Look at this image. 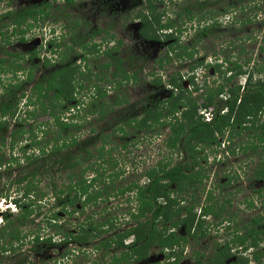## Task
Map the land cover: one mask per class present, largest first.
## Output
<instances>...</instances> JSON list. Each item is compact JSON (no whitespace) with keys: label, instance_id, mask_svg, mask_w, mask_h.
<instances>
[{"label":"trees","instance_id":"obj_1","mask_svg":"<svg viewBox=\"0 0 264 264\" xmlns=\"http://www.w3.org/2000/svg\"><path fill=\"white\" fill-rule=\"evenodd\" d=\"M154 1L147 0L148 6L138 13L142 21V29L139 31V34L144 39L160 40L163 33H165V39L169 40V38L175 37L174 33H170L171 29L175 30L177 28V32L182 31V25L185 22L180 23V21H183L186 6L182 7L183 10L181 9L179 17L180 21H178L167 15L169 8L159 10ZM157 1L166 2L165 0ZM228 1H232L229 5L227 4L230 8L237 3L243 5L244 0ZM75 2V0H64L66 7L75 6ZM227 2L224 0L223 4L225 5ZM51 6L49 2H44L40 6L30 5L16 11H8L2 15L1 21L3 25L1 28L8 27L6 22L8 18L12 24V34L14 36L18 34L24 35L32 30L35 25H38L37 23L40 20L43 21L51 17ZM225 12L228 13L229 10ZM247 22H252V19L247 18L242 21V24H246ZM74 24L75 26L78 25V23ZM216 25L214 24L213 26L215 27ZM73 34L74 37L77 36L76 32ZM0 35L3 36L4 45H8L11 35L7 34L6 30H0ZM20 41L25 42V39L21 37ZM96 47V44L92 46L84 44L82 46L84 51L82 59L85 61V68H88L87 73L83 72L80 66L71 62H62L60 66L48 69L40 78H36L33 71L34 69H38V66L33 65L27 68L29 69L27 79L21 80L17 77V73L22 68L20 61L25 60V54H12L8 52L9 55L14 56L15 61H19L18 65L12 62L8 68L4 66L6 59L0 60V74L10 71L13 74L11 81L7 85L2 83L5 98H0V148L2 149L6 145L7 136L5 133L8 130L10 131L11 119L17 117L15 119V128L9 134L10 137H13L9 148L14 151V148H16L15 144L20 142L29 133L31 147L39 150V154L35 156L34 153L27 154V148H23V159L16 157L14 153L10 155V158L6 159L5 153H0V171L6 165L9 167L4 170L5 172L13 165L18 167L33 166L32 170L15 181L18 185L24 184L22 185L23 191L21 196L13 199L14 204L20 211L18 213H2L1 219L4 225H0V257H8V254L12 252L15 254L20 249L19 247V249L14 248L13 244L14 242L18 243L21 241L23 234L21 228L25 227L29 221H32L30 217L34 213L31 201L26 203L23 199L28 198L29 200L30 198H35V196L40 198L46 196L48 194L46 192L48 191H37L41 180L40 176H47L55 168L58 173L57 175H59L57 178H61V185L58 186V180L52 176V180L48 183V188H51L53 192V196L51 197L55 199V203H58L56 205L63 207L65 212L67 211L66 213L70 215L76 211V204L78 202L81 204L83 213L87 207L93 208L99 201H108L111 194L116 197H124L126 194L130 195L131 193L136 194L134 199L139 205L137 213H133L131 207L127 209V214L131 218L130 223L135 226L124 229V231H115L116 224L113 219L106 218L104 219L105 221H102L101 219H93L92 216H86L87 220L79 224L77 235L68 231L64 234L62 233L66 243L72 242L84 247H88L93 243L96 250L103 252L99 262L107 254L112 253L110 264H131L130 259L136 256L138 259H143L154 247H159L164 251L165 248L172 249L174 246L185 244L188 241V237L198 239L208 235V226L205 225V218L214 215L218 216L217 209L212 201L214 199V192H209V203L202 205V214L199 218H197L195 204L185 208L180 205L183 192L192 191L196 189L198 184H203L205 177L201 170H195V168L200 165L199 159H203L204 161L207 159L206 155H201L204 154L203 151L206 148L219 146L226 132H230L232 138L240 136L246 131H252L250 145H246L248 144L246 143L244 150H256L258 151L256 154H258V149L261 147L263 151L262 157L264 156V80L259 78L255 80L254 74L243 70L241 63L228 61V63L233 65L232 67H227L226 71L220 69V65H215L217 71H220L222 74L224 73L222 84L218 87L206 86L198 98H194L193 93L202 89L197 86L198 84L195 82L193 75L188 79L193 86L191 90L184 87L183 82L186 78L183 75L179 73L172 75L168 81L170 87L173 89L171 97L149 108L144 105L142 113L140 112V117H136L138 114L135 111L128 114L124 110H114V106L122 105L127 101L121 95L123 93L121 91L123 82L119 79L116 80V78L121 76L122 79H127L130 82L131 79L137 80V73L134 72L133 75H129V70L126 72L121 67L120 63L122 62L114 60L112 63L96 64V68L101 69L104 75L115 65V69L111 72V79L104 77L103 74L99 77L98 73L91 70L89 63H86L87 58L98 54L99 49ZM68 48L71 50L73 47L70 46ZM179 48L181 49V52L177 53L179 58L185 54L193 57V53H187L183 45ZM263 51L264 47H262ZM106 53L108 54V52ZM38 54L36 51L30 53L32 57ZM165 58V60L164 58H160L157 61L161 67L165 62H172L170 53L167 52ZM201 64L200 60L196 61L195 65H190V70L194 71ZM45 67L46 69L49 67V60H46ZM263 69L262 63H257L254 67V73H262ZM227 71H234V74L228 76ZM236 75H248L246 76L247 82L245 86L239 84L233 87L229 86ZM77 76L82 77L80 79ZM152 76H154L153 73ZM93 77L96 79V82L107 80L109 89L116 92L113 95L112 102L106 101V98L108 95L112 96L113 93H110L111 91L106 88L107 86L102 89L95 82L92 85ZM80 80L81 82L78 83ZM1 81L2 78L0 77ZM31 82H34V85L28 91V94L25 84H30ZM152 83L160 86L162 78L155 76ZM85 88L86 94L81 97V91ZM92 89L96 90L95 95L90 94ZM84 98L94 100L91 104H88ZM201 98L204 101L202 104H199V99ZM21 102H23L24 108H20ZM201 106L204 108L213 106L215 108L212 121L206 122L202 120V116L199 115V108ZM223 109H225V112L221 114ZM73 110H75L74 114H72ZM21 111H23L22 114ZM38 111L42 114H49L53 120L52 125L54 124L58 129V133H56L58 136L55 137L53 145L48 141L42 143L34 135L35 133L31 135L34 132V130H31L32 125H29L31 126L29 129L26 128L29 120L37 117ZM115 112L118 114L125 113L127 117H132H129L126 121H122L125 127L119 120H116L115 126L109 125L111 128L110 133H102L95 137L101 142V146L96 149L98 154L96 161L98 162V160L103 159L104 163H99L98 168L95 169L98 175L95 178L88 179L86 173L92 169V166L88 165L85 168H81V166L82 163L94 158L92 151L86 147L87 145L96 144L95 141L97 140L93 141L95 138L91 136L84 141H80V136L77 134L79 131L77 130L84 128L86 123H88L87 119L94 113L100 115L101 118L107 119L113 115L117 116L118 114ZM68 113L71 115L67 116ZM127 126L139 132L152 133L156 131L158 134H160L159 131L161 129L167 128L169 134L165 140L166 147L171 151H184L187 154L185 158H189L190 161L185 159L184 161H177L173 165L172 158H166L159 161L156 165L147 168L142 173L141 176L146 178L145 184L141 185L140 179L131 180L127 184L123 182L117 184L124 171L107 174V172L115 171L119 164L116 161L117 159L112 155V151L114 152L116 148L111 147L106 150V147L107 145L110 146L111 141H109V137L111 135L116 133L127 136ZM43 132L45 135L52 131H50L49 127L47 130L43 129ZM91 132H96V129L92 128ZM52 133L54 134V132ZM122 146L126 148L127 143ZM80 152H84L85 157H80ZM24 162H26L25 165H23ZM104 165L107 167L104 168ZM41 169L43 170L40 171ZM253 172L255 178L264 180V158L261 159L260 167ZM63 174L66 175V178L62 177ZM1 178L2 173L0 172V180ZM232 179L234 178L229 177V181ZM171 186L173 187L171 188ZM0 197L9 198L8 195H4L1 192ZM190 198L192 200L194 196ZM126 202L127 204H131L133 199L128 197ZM225 203L230 204L231 199H226ZM246 204L248 207L252 206L253 200H248ZM68 207L75 209L71 211ZM51 218L58 220L59 216L57 213H54ZM263 220L264 216L258 215L252 219L250 224L246 225L244 230L236 228L235 237L222 244L218 243L213 256L204 264H249L250 261L255 262V264H264V250L260 249V246L264 244ZM53 226L61 231L64 225L53 223ZM180 227H184L187 236L178 235L175 232V229ZM242 230L245 232L244 235L240 233ZM110 231H113L114 234L108 235ZM25 236L27 234H23V237ZM131 236H134L133 242L126 245L125 239ZM31 242L33 243L32 250L37 247L42 248L44 243L47 246L53 244L52 237L40 240L39 233L34 235ZM237 248H240V251ZM249 250L251 260L249 256L244 257L242 255ZM39 252L41 251L38 250L37 253ZM234 256L236 260L228 262ZM176 257L178 262V259L182 257V252L177 253Z\"/></svg>","mask_w":264,"mask_h":264},{"label":"rangeland","instance_id":"obj_2","mask_svg":"<svg viewBox=\"0 0 264 264\" xmlns=\"http://www.w3.org/2000/svg\"><path fill=\"white\" fill-rule=\"evenodd\" d=\"M41 0H9V6H7V0H0V14L5 11V8L11 7L13 10L19 9L20 7H24L26 5H29L33 2H37ZM52 6V13L51 17H48L46 20H40V27L37 25L35 28L32 29V31H28L25 33V35L18 34L13 37L12 44L10 45H4L3 40L0 37V58H6V62L4 66L7 68L10 66L12 62L14 64L18 65L19 61H15L14 56L5 55V51H9L12 54L20 53L25 54L29 50L37 49V52L39 53L37 56L32 57L25 56L24 61H20L22 64L21 70L17 73V77L19 79H27V73L29 72V69L33 65H37L38 69H34L35 77H39L40 70V63L37 59H43L44 53V45H46V48H49L50 45L46 40H51L52 36L49 33L50 27H55L54 30L58 31V28H60L61 23L64 24L62 17L69 15L73 21L78 20L80 25V32L82 35H88L91 33L93 29H95V23L94 19H92V13H94L100 5L101 7H108L109 11L111 9H114L113 12H118L115 16H109L107 15V20H113L116 22V25L121 26L122 28L119 29L118 26L114 30L117 32L118 37L123 38L127 45L132 46L131 49H127L126 52L121 53V57H125L128 55H134V53H137L138 56H140V62L138 65H140L143 69L141 73H137V80H130L131 82L128 83V86L123 87L121 91L123 93L122 97H125L127 101H125L122 105H115L114 110L121 111L124 110L125 113H133L134 111L138 114L136 117H140V112L142 113V103L144 104L145 97L150 98L151 101H162L163 99H167L169 96V86L162 87V86H156L152 83L154 80V76H151L153 74H157L159 76H162L164 81H168V79L174 75L179 73L180 75H183L186 80L189 79V77L194 73L195 71H191L188 69V65H191L186 60H176L172 62H165L164 65L161 67L160 64H158V58H165V51L164 47L165 44L159 43V42H145L138 38V29L133 24L131 25V29H129V23L134 18L132 17V14L139 11L141 8L136 9L134 11H129L130 7L132 6V3L137 2V0H115L117 3L115 5L116 8L113 6H110L111 3H115L114 1L109 3L111 0H75V6L72 7H65L64 0H47ZM139 1V0H138ZM165 5H168V12L173 15V4L168 2V0H165ZM180 1V0H177ZM138 3V2H137ZM232 3V1H228L227 4L229 5ZM227 4H223V8L227 6ZM138 6V4L136 5ZM123 7L125 11H123ZM235 8L232 10L231 13L227 14V17H223L222 24H226V30L225 32H222V36H216L215 41L210 42L212 45L214 44L215 47L210 49L211 54H207L210 57H212V53L218 48H221V45L224 46L223 49L227 47L226 57L227 59H232L234 57V53L236 52L235 49L230 50V45L233 42H236V45L238 47V61L243 66V70H246L249 67H246L245 62L249 59L259 60L260 63L264 66V51L262 52V47H264V0H244L243 5L241 3H237ZM96 10H93V9ZM229 8V6H228ZM59 9V10H58ZM75 9V10H74ZM177 10V8H176ZM91 11H93L91 13ZM111 12V11H110ZM91 13V14H89ZM112 13V12H111ZM110 13V14H111ZM3 14V13H2ZM72 15V16H71ZM119 16V17H118ZM115 18V20H114ZM118 18V19H117ZM231 18H233L234 27L229 26L231 22ZM250 18L252 19V22H247L246 24H242V21L245 19ZM1 21V20H0ZM107 21L106 23H108ZM42 24V25H41ZM98 27H101L102 25L98 23ZM43 29V32L41 30ZM63 29V30H62ZM57 33V37L60 35L61 32L69 33L68 29L62 28ZM75 32V30H73ZM72 31V34L74 33ZM71 34V35H72ZM66 36V35H65ZM79 36V35H78ZM23 37L26 41V43L22 44L20 42V38ZM187 37L185 34H182L181 41L184 42L187 41ZM70 34H68L66 37H64L60 42L59 45L61 49H59V53H63L65 55V47L68 45H71L70 43ZM46 39V40H45ZM57 39V38H56ZM135 39V40H133ZM53 40V39H52ZM28 41V42H27ZM135 42V43H134ZM46 43V44H45ZM67 43V44H66ZM135 44V45H134ZM227 45V46H226ZM226 46V47H225ZM27 47V48H26ZM217 49V50H218ZM200 50V49H199ZM77 52H80L79 47L76 49ZM233 51V52H232ZM76 53V52H75ZM208 53V52H207ZM122 54L124 56H122ZM200 54V51L199 53ZM26 55V54H25ZM47 55V54H46ZM59 56V55H58ZM223 56V55H222ZM142 57V58H141ZM29 58V59H27ZM88 60L86 63L90 65L91 70L98 73L99 77L103 76L108 77V79H111V72L113 69L111 68L109 72L105 73L102 72L101 69H96L95 65L100 63H104L103 57L101 55L98 58V62H95L94 58H87ZM214 58H212L213 60ZM66 61H75L76 65L80 66L82 71L87 73L88 68L84 67V63L79 64V59H76L73 57V55L70 53L68 55V58ZM135 62V61H134ZM83 66V67H82ZM85 68V69H83ZM44 71L47 70H42ZM206 72V79L209 81V84H214L215 79L213 78V73H211L210 68H207L204 70ZM134 73V70H131L129 72ZM198 76L201 79V76H204L203 72H197ZM256 74V73H254ZM2 81L0 82V98L4 99V88L2 87V83L6 84L11 81L13 74L12 71L10 72H4L0 74ZM215 75V74H214ZM257 76V75H256ZM78 78L82 76H77ZM96 77V76H95ZM195 80H196V76ZM212 77V78H211ZM215 77V76H214ZM259 79L264 80V69L262 70V73H259L257 76ZM97 78V77H96ZM81 79V78H80ZM98 79V78H97ZM120 80V77H117L116 80ZM205 77L203 80L204 81ZM188 81L183 82V85L186 89L192 88V85L188 84ZM13 82V81H12ZM77 82V80H76ZM81 80L78 82L80 83ZM95 83L98 84L100 88H106L109 89V83L107 80H101L96 82V79L93 77L92 85ZM234 82H244V79L238 80L235 79ZM33 83L25 84L27 86V93L29 94V90L33 88ZM90 87V85H89ZM189 87V88H188ZM111 91V90H110ZM168 91V92H167ZM96 94V90L92 89L90 94ZM112 96L108 95L106 98V101L112 102L113 95L116 93L115 91H111ZM86 94V88L81 91V97ZM7 95V94H5ZM88 95V93H87ZM86 95V96H87ZM80 97V95H78ZM193 97H199V94H194ZM86 99L88 104H91V102L94 99L84 98ZM201 102L202 100L199 99ZM100 103V102H99ZM144 106V105H143ZM23 107V103L21 102L20 108ZM126 108V109H125ZM140 108V109H139ZM23 111H21V114ZM117 113V112H115ZM114 113V114H115ZM125 113H117V116L108 117L107 119L101 118L100 115L97 113H94L89 116L88 123H86L85 127L82 129H78L79 133L77 134L80 136V141H84L85 139L94 136H98L99 134H107L111 132V128L109 125L115 126L116 120H119L122 124V121H126L129 117L125 115ZM81 114V113H80ZM180 114V113H179ZM25 117V115H23ZM127 117V118H125ZM17 117H14L10 121V131L6 132V136H8V139L5 141L7 143H10L11 140L13 141V137L9 136V132H11L15 128L14 120ZM125 118V119H124ZM48 123V124H47ZM53 120L50 118L49 114H42L40 111L37 112V117L30 119L28 124H26V128L29 129L31 127V130H34V132L31 133V135H34L37 137V139H40L43 142L48 141L51 145L54 144L55 137L58 136L57 127L52 125ZM44 124V125H43ZM124 125V124H122ZM50 127V131L54 132H48L44 135V132L42 133V130H47ZM125 127V125H124ZM96 129V132H91V129ZM74 129V128H73ZM127 136H122L121 134H113L109 137L110 146L107 145L106 150L110 149L111 147L116 148V150L113 152L112 155L115 159H117L120 163L118 168L115 170L116 172H120L121 170L125 169V173L123 174V177L119 179V182L117 184H121V182L127 184L131 180L141 179V183L145 182V179L141 177L142 173L149 168L150 166L156 164L158 161H161L166 158H172L173 165L177 163V161H184L187 156V154L184 151H171L168 149L165 145V139L166 136L169 134L168 129H161L159 131L160 134H158L156 131L152 133H145L139 132L138 130H135L133 128L126 127ZM251 134H253L252 131H246L240 136L234 137V141L230 143V148L228 149V143L223 148H220V152L218 151L217 154L219 156L223 157L224 160L220 165H214L211 162L214 160V156L212 155V149H208V155H207V161L204 160L201 162V167L199 166V170L203 173L204 177H206L205 181L203 180V184L196 187V189L192 191H186L183 192V198L180 201V205L182 207H188L190 205H196L195 211L197 214V218H199V205L201 204H208L209 203V192L213 191L214 199L213 204H215L216 211L218 213V216H209L205 220V225L208 226V234L205 239H202L198 241L195 245L191 242L189 244L188 248H184L183 252V259L182 264H197V261L194 259V252L195 254L198 252L197 255L200 253L204 254L203 262L206 263L210 257L213 256L214 252L217 249V244H222L223 242L230 241L235 236V229L241 228L244 230L246 225L250 224L252 219L256 216H264V180H258L253 175V171H255L257 168L260 167L261 159L263 151L261 150V147L259 150V153L256 154L258 151L254 150H244V145H250L251 141ZM30 134L27 133L25 137L18 143L15 144L14 151L12 149H8L7 147L0 148V153H5V158H10V155L14 153L16 157H20L23 159L24 153L22 152L23 148H27V154L34 153L35 156L39 154L38 149L31 150V138L29 136ZM136 135V136H135ZM138 136V137H137ZM33 138V137H32ZM92 138V139H94ZM136 139L139 141L136 143ZM141 139V140H140ZM97 140V141H95ZM93 141L96 142V144H93L91 146L87 145L86 148L90 149L93 153L94 158L90 161H86L82 163L81 168H85L86 166L90 165L92 166V169L89 170L88 173H86V177L89 178L91 176L97 175V171L95 169L98 168L99 163H104L103 159L96 161V157L98 156L96 149H98L101 146V142L98 141L97 138H95ZM131 145L128 148L129 150H126V148H122L123 144L126 142H130ZM135 143V144H134ZM25 146V147H23ZM30 146V147H29ZM121 146V147H120ZM29 147V148H28ZM76 148V147H75ZM73 148V149H75ZM5 151V152H4ZM76 151V150H74ZM78 152V151H77ZM76 152V153H77ZM205 153V150H204ZM218 156V157H219ZM80 157H85L84 152H80ZM221 157V158H222ZM107 158V156H106ZM105 158V159H106ZM183 159V160H182ZM95 161V163H93ZM23 162V160H22ZM41 163V161H39ZM44 163V162H43ZM26 162H24L23 165H25ZM9 166H4L3 169L0 171L2 173V178L0 180V192L4 195H8L9 198H6L7 200H4V197H0V225L3 226L4 222H2L1 214L5 213V209L7 202L10 201V199L14 197H20L23 191L24 184L18 185L15 183V181L21 177H23L28 171L32 170L33 166H10V169H8L6 172L4 171ZM107 166L104 165V168ZM80 168V166H78ZM41 169L40 171H42ZM110 173V172H108ZM58 173L55 170L49 172V174L45 177L40 176V184L38 186L37 191H48L46 193V196L43 198L36 197L23 199L24 202L29 203L31 201L32 203V209L34 210L33 215H31L30 220L28 224L25 227H22L23 234H27V236L23 237L20 242H14L13 247L18 248L19 250L14 254L13 252L11 254H8L9 256L6 257V259L3 261L4 264H15L19 261H21L22 258H26L28 260L29 256V262L31 264H34L36 262V255L32 252H28L30 248L32 247V241L33 237L36 233H39L40 236L48 237L51 236L55 239L57 243L60 242V239H63V234L65 232H73L75 235L78 233L79 224L84 223L87 219L86 216H92L93 219H101L102 221L108 216L106 210L103 209L105 206L104 204L100 203L92 207H87L86 210L82 213V207L81 204L78 202L76 204L77 209L73 212L72 215L65 212L63 207H55L53 201L54 199L51 197L53 196V192L51 188H48V183L50 180H52V176H54L58 182V186L61 185V178H57ZM107 175V174H106ZM226 175L228 177L234 178L231 181L225 179ZM63 178H66V175H62ZM21 189V190H20ZM199 192V193H198ZM180 196V195H179ZM191 196H194V198L191 200ZM111 199L114 200L113 204L111 205V211L114 213V205L120 204L125 205L124 199L126 198H119L116 196L110 195ZM231 199V203L227 204L225 203L226 199ZM248 200H253V205L248 207L246 202ZM58 205V203H56ZM29 205V204H28ZM222 207V209H221ZM71 211L74 209L71 207H68ZM68 209V210H69ZM103 209V210H102ZM11 211V210H10ZM13 213H18L20 210L13 209ZM11 211V212H12ZM54 212H57V215L60 217L59 221L56 220L57 223L64 225L61 231L53 226V218L52 215ZM107 215V216H105ZM121 216V213H118V217ZM199 216V217H198ZM110 217V216H109ZM264 223V220H263ZM238 230V229H237ZM241 231L244 235V231ZM60 231V232H59ZM178 235H183V227H180L175 230ZM63 233V234H62ZM22 234V235H23ZM30 234V235H28ZM77 244L72 245H61V248L56 246L53 248L48 249L49 252L46 253L45 261L50 264H56V261L59 262L58 264H99V259L101 257V253L95 251L90 254L91 250L88 249V253L85 255L87 257L82 259V256H76L75 259H69L66 260V258L63 257V253L67 251L68 253H73L74 250L80 249L79 246L75 247ZM264 245V244H263ZM260 246L261 250H264V246ZM65 247V249H63ZM234 247V246H233ZM60 248V249H59ZM59 249V251H58ZM63 249V251H62ZM73 249V250H70ZM238 251H240V248H237ZM24 251V253H20ZM46 250V251H48ZM70 250V251H68ZM83 247H81V251H83ZM62 251V253H61ZM154 251V255H159V249ZM178 251V250H177ZM20 253V254H19ZM67 253V254H68ZM18 254V255H17ZM193 254V255H192ZM244 257L249 256V259L251 260L250 256V250L242 254ZM106 260V262H105ZM236 260V257H232V260H228V262L232 261L234 262ZM107 259L103 260V264H108ZM227 262V263H228ZM102 264V261L100 262ZM249 264H255V262L250 261Z\"/></svg>","mask_w":264,"mask_h":264},{"label":"flooded vegetation","instance_id":"obj_3","mask_svg":"<svg viewBox=\"0 0 264 264\" xmlns=\"http://www.w3.org/2000/svg\"><path fill=\"white\" fill-rule=\"evenodd\" d=\"M7 1H8L7 2V6H9V0H7ZM113 1L115 3H111ZM170 1L174 5L173 6L174 11H173V15L170 14L169 12L167 13V15L169 17L175 19V20H178V21H180L179 17H180V14H181L180 11H181L182 7L186 6V10H185L186 13L183 14V16H184L183 21H180V23L185 22L182 25V31L181 32H177L176 31L177 28L175 30L174 29L170 30V33L171 34L174 33L175 37L169 38V40H166L165 39V33H163L162 38L160 40L144 39L142 36H140L139 31L142 29V21H141V18L138 16V13L144 7L148 6L147 0H139V1L137 0L138 3L137 2L132 3V6L130 7L129 11L132 12V11H134L136 9L141 8V7H142V9H140L136 13L132 14V17L134 19L130 21L131 23H129V25H130L129 29H131V25L133 24L138 29L137 34H138V38L139 39H141V40H143L145 42H159V43L165 44V47L163 48L164 51H165L164 55H166L167 52L170 53V57L172 58V61L186 60V61H188L189 64H194L195 65L196 61L200 60V62H202V64L199 67L200 68L201 67H205V69L206 68H210L211 73H213V75L216 74V77L219 78L218 79L219 82H222L223 81V74L220 71H217L215 66H213L212 58H214V60L215 59H217V60L221 59V61L225 60V64L229 65L228 67H232L233 64L228 63V61L234 62L235 60L236 61L238 60L237 58H238V53L239 52H238V47L236 45V42H233V44L231 43L230 45H228V47H230V50H232V49L236 50V52L234 53V57L232 59H230V58L227 59V57H226V52H227V47L226 46L227 45L225 46L226 47L225 49H223L224 46H222V45H221L220 49L217 48L218 50L216 49L212 53V57H210L207 54H211L210 49L212 50V48L215 47L214 44L212 45L210 43L212 41H215L214 35L221 37L222 36L221 33L225 32L226 24H222L223 17L224 16L227 17L228 16L227 14L232 12V10L235 8L234 5L231 6L230 8H228V5L225 6V8H223L222 5H223L224 0H180V1L168 0V2H170ZM225 1L227 2L228 0H225ZM44 2H48V1L47 0H41V1L33 2V3H31L29 5H26V6H30V5H38V6H40ZM109 3H111L110 6H113L114 8H116L117 5H115V4L117 3V1L111 0ZM154 3H155V5L157 6V8L159 10H164V9L168 8L167 4L165 5L164 2H159V1L155 0ZM137 4H138V6H136ZM225 4H227V3H225ZM21 8L22 7H20L19 9H21ZM176 8H177V10H176ZM19 9H16V10H19ZM72 9H73V7H72ZM97 9H99V10H96L95 8L93 9V10H96L94 13H92L93 11H91V13L93 14L91 18L94 19L95 29H93L91 31V33H89L88 35H82V33L80 32L81 23L78 20L73 21V19L69 15L68 16L66 15V16L62 17V19H63V21L65 23L64 24L61 23V26H60V28H58V31H60L62 28H64V30L68 29L69 33H67V31H65V33L61 32L60 35L57 37V39H55L53 37V34H50L52 36L53 40L52 39L51 40H46L45 39L46 42L49 43L50 47L46 48V45H44V53H45V55L43 56V59L40 60V59L36 58V60H39V63L41 64L40 65V67H41L40 70L41 71L39 72V77H37V78H40L42 76V74H43L42 70L54 69L55 67L60 66L62 64V62L68 63V61H66V59L68 58V55H70V53L73 55V57H75L76 59H79V62H78L79 64H81V63L85 64V61L82 59V53L84 52L82 46L84 44H88L90 46H92L94 44L97 45L96 48L99 49V52H98V54H96L94 56H91V58H94L95 62L97 63L98 62V58L101 55V57H103L102 60H104V63H100V65H103V64H106V63H112L114 60H116L117 62H119V61L122 62V63H120L121 67L126 72L128 70H129V72H131V70H134V72H136V73H141V71H143L142 70L143 68L140 65H138V63L140 62V56H138L137 53H134L133 56L132 55H128V56H125V57H121V53L126 52L127 49H131V47L133 48V45L132 46L127 45L123 38L118 37L117 32L114 31L117 28V26H118V25H116L115 21L107 20V17H106L107 15L115 16L118 12H113L114 9H111L110 10L112 12L111 13L109 11L108 7L107 8L106 7H101V5ZM11 10H13L11 7L7 8V9L5 8V11L3 10L2 13L4 14V13H6L8 11H11ZM16 10H13V11H16ZM226 10H229V12L226 13L225 12ZM123 11H125L124 7H123ZM2 13L0 14V20H1L2 15H3ZM91 13H89V14H91ZM114 20H115V18H114ZM107 21H109V22L106 23ZM6 22H7V26L8 27L1 28V26L3 25V22L0 21V30H2V31L6 30L7 34L11 35L10 43L8 44V45H10V44H12L14 34H12L13 31L11 30L12 29L11 28L12 27L11 21L7 18ZM74 23H78V25L75 26ZM98 23H100L102 26L98 27V25H99ZM37 24L39 25L40 21ZM214 24H217V25L214 27L213 26ZM24 25H26V24H24ZM36 26L37 25H35L33 28H35ZM229 26L234 27L233 18H231V22H230ZM40 27H42V26L39 25V28ZM118 28L121 29L122 27L118 26ZM73 30H75V32L77 33L76 37H74V34H72ZM30 31H32V30H30ZM58 31H57V33H58ZM41 32H43V29L41 30ZM68 34H70V37H71L70 38L71 45H68L67 47H65V55H63V53H61V52L59 53V49H61V48L57 44H59V42L64 37H66ZM182 34H185L186 36H188L187 37V41L185 40L184 42H182L180 40L181 37H182ZM0 37L3 40V36L0 35ZM133 40H135V39H133ZM208 40H210V42H208ZM20 42H22V41H20ZM24 43H26V41L22 42V44H24ZM3 44H4V40H3ZM179 45L180 46L183 45V47L186 48L185 51L187 53L192 52L193 53V57H190V55H186L185 54V55H183V57L179 58L178 54L181 52V49L179 48L180 47ZM70 46L73 47L71 50H69V48H68ZM78 47L80 49L81 54L76 51V49ZM34 51L37 52V49L29 50L25 54H26V56H30V53L34 52ZM199 51H200V54H198ZM8 52L5 51V55L4 56H6V54L9 55ZM106 52H108V54ZM122 56H124V55L122 54ZM2 59H6V58H4V57L0 58V60H2ZM27 59H29V58H27ZM158 59H160V58H158ZM46 60H49V67L47 69L45 67ZM21 61H24V60H21ZM70 62L76 65L75 61H70ZM223 66H225V65H223ZM84 67H85V65H84ZM95 68H96V65H95ZM112 69L113 70L115 69V65L112 66ZM188 69L190 70V65H188ZM220 69L227 70V68L222 67V66L220 67ZM46 72L47 71H44V73H46ZM130 74L133 75V73H130ZM227 74L231 75L232 71H227ZM155 76H159V75L154 74V77ZM160 77L163 78L162 76H160ZM169 79H168V81H169ZM235 79H236V77L231 81L229 86H231V87L235 86V84H236V82H234ZM120 80L123 82V86L121 87V89L123 87L128 86L129 82L127 81V79H122V77L120 76ZM168 81L166 82V81H164L162 79V83H161L160 86H162L163 88L167 87V86L170 87ZM33 85H34V83H33ZM157 86H159V85H157ZM172 90L173 89L170 87L169 90H168L169 92L167 91L169 93V96H168L167 99H169L171 97ZM167 99H163L162 101H165ZM158 102H160V101H157V100L156 101H151L150 98L145 97L144 104L142 103L141 106H142V109L144 108L143 105H146L149 108V107H152L154 104H156ZM11 133H12V131L9 132V134H11ZM7 139H8V136L6 137V140ZM7 142L5 143L6 144L5 147L10 149L9 145L11 144L12 140H11L10 143H7ZM76 150H78V149H76ZM186 160L190 161L189 158H187ZM202 161H203V159H199L200 165H201ZM198 169H199V167L197 166L195 168V170H198ZM253 175H254V172H253ZM228 176L226 175L225 179L229 180ZM205 179H206V177L204 178V181H205ZM28 235H30V234H28ZM183 235L187 236V232L184 230V227H183ZM205 238L206 237L194 239V238L188 237V241L184 244L185 245L184 248H188V246H189V244H191V242L195 245L198 241H200L202 239H205ZM62 240H64V238L60 239L59 243H53L50 246H47L46 243H44L42 248L37 247L36 249L32 250V247H31L28 252H32V253H34L36 255L37 264H50V263L45 261L46 253L49 252L48 249L56 247V246L61 248L60 243H63L62 246L65 245V244L68 246V245H71V243H72V242L66 243L65 241H62ZM181 248H182V244L180 246H174L170 250L167 249L166 251H169L168 253H160L157 256L153 254L154 251L152 249V250H150L149 254L145 258L138 259V257L136 256L135 258L130 259V262H131V264H182L183 257H181V259H178V262H177V257H176L177 250L181 251ZM59 249H58V251H59ZM154 249L157 250V249H159V247H155ZM38 250H40L41 252L37 253ZM46 250H48V251H46ZM62 251H63V249H62ZM62 251H61V253H62ZM159 252H160V249H159ZM20 253H24V251L22 250V252H20ZM102 254H103V252H102ZM102 254H101V256H102ZM197 254H198V252L196 254L194 252V259L197 261V264H204L205 262L202 261V260H204L203 259L204 254L200 253V258H199V255H197ZM112 255H113L112 253L107 254L102 259V264H103V260L104 259H107L108 260L107 261L108 264H110ZM69 256L70 255L63 253V257L62 258H66V260L77 258L76 256L75 257H69ZM182 256H183V254H182ZM85 257H87V256H85ZM85 257H82V259L85 258ZM0 259H1V264H4L3 261L6 259V257L5 256H1ZM28 260H29V256H28ZM28 260L26 258H22L21 261L15 263V264H22V263L23 264H31ZM54 261H56V264L59 263V262H57V260H54ZM105 262H106V260H105ZM34 264H36V263H34ZM99 264H100V262H99ZM123 264H126V263H123Z\"/></svg>","mask_w":264,"mask_h":264},{"label":"clouds","instance_id":"obj_4","mask_svg":"<svg viewBox=\"0 0 264 264\" xmlns=\"http://www.w3.org/2000/svg\"><path fill=\"white\" fill-rule=\"evenodd\" d=\"M54 28L55 27H50V29H49V33L50 34H53V37L56 39L57 38V31H55L54 30ZM251 59H249L248 61H246L245 62V65H246V67H249V68H247L246 69V71H248V73H253L254 74V67L256 66V64L257 63H260L259 62V60H257V59H254V60H252V61H250ZM234 62H236V63H239V61L237 60H235ZM251 63V64H250ZM254 63H255V66H254ZM220 65V66H222V67H225V68H227L229 65H226L225 64V60H223V61H221V59H213V66H215V65ZM223 65H225V66H223ZM244 66V65H243ZM207 69V68H206ZM205 69V67H198L197 69H195L194 71V73H192V75L193 76H196V80H195V82L198 84L197 86L198 87H200L202 90H200V91H198V92H195L196 94H199V96L203 93V90L205 89V87L206 86H210V87H218V86H220L221 84H222V82H219V78H217L216 77V74L215 75H213V78L215 79L214 81H215V83L214 84H209V81L206 79L207 77H206V72L204 71V70H206ZM223 70V69H222ZM226 71V70H225ZM197 72H203L204 73V76H201V79H199L200 77L198 76V73ZM256 73V72H255ZM224 74V73H223ZM234 74V71H232V74L231 75H228V76H232ZM258 74L259 73H256V74H254V78H255V80L256 79H258ZM249 75V74H248ZM248 75H244V76H237L236 75V79H238V80H241V79H244V82H243V84H242V82H240V83H236L235 85H237V84H239V85H241V86H245V84H246V82H247V80H246V76H248ZM257 75V76H256ZM215 76V77H214ZM205 77V79H204V81H200V80H203V78ZM212 78V77H211ZM188 80V79H187ZM186 79H185V81H187ZM188 84H189V86H190V81H188ZM193 87V86H192ZM189 88V87H188ZM192 88L190 87V89H188V90H191ZM111 93V92H110ZM195 93H193V95L195 94ZM222 97H224V96H222ZM195 98H198V97H195ZM201 102L199 101V104H202V102L204 101L203 100V98H201ZM23 101V100H22ZM23 103V102H22ZM22 108H24V104H23V107ZM209 108H212V110H211V115H212V117H213V114H214V111H215V108L213 107V106H211V107H208V108H204V107H200L199 108V115L200 116H202V120H204V121H206V122H210V121H212V117H211V119L209 120V121H207L206 119H205V112H207V110L209 109ZM225 112V109H223L222 111H221V114H223ZM75 113V110H73V112H72V114H74ZM69 115H71L70 113H68L67 114V116H69ZM9 120V119H8ZM14 123H15V120H14ZM141 140V139H140ZM166 140V139H165ZM139 140L138 139H136V143L138 142ZM234 141V137H232L231 138V134H230V132H226V134H225V136H223L222 137V139H221V141H220V145L219 146H214L213 148H211L212 149V155L214 156V160L211 162L212 164L214 163V165H219V164H221L222 162H223V160H224V158L222 157H220L219 156V154H217V152L219 151L220 152V148L221 147H225L226 146V144L228 145V149L230 148V143H232ZM135 144V143H134ZM127 145H128V147L126 148V150H129L128 148L130 147V145H131V141L130 142H128L127 143ZM23 147H25V146H23ZM30 147V146H29ZM123 148V147H122ZM36 150V149H34V148H31V150ZM210 149V148H209ZM39 151V150H38ZM204 152V151H203ZM202 156H204V155H206V157H207V155H208V148H206V150H205V153L204 154H201ZM219 156V157H218ZM208 159V158H207ZM207 159L205 160V162L207 161ZM117 162H118V164L120 165V163H119V161L118 160H116ZM159 162V161H158ZM157 162V163H158ZM156 163V164H157ZM156 164H154V165H156ZM118 165V166H119ZM154 165H152V166H154ZM152 166H150V167H152ZM118 168V167H117ZM116 170V169H115ZM121 171H125V169H123V170H121ZM121 171H120V173H121ZM114 172H116V171H110V173H114ZM125 172H123L122 173V175L120 176V178H122L123 177V174H124ZM107 174H109L108 172H107ZM98 175V174H97ZM97 175H95V176H91V177H89L88 179H91V178H95ZM107 176V175H106ZM141 176V175H140ZM142 177V176H141ZM144 179H145V182H146V178L145 177H143ZM137 180V179H136ZM132 181H134V180H132ZM145 182L144 183H141V179H140V184L141 185H143V184H145ZM173 186H171V188H172ZM135 193H131L130 195L129 194H126L124 197H119V198H128V197H131L132 199H133V202L131 203V204H127V202L125 201L126 199H124V201H125V205H120V204H116V205H114V207H113V209L115 210L114 211V213L111 211V208H112V204H113V202H114V200L113 199H111V197H109L110 199L108 200V201H105V202H103V201H99V203L98 204H100V203H102V204H104L105 206L103 207V209L104 210H106V212H107V215H105V216H107L106 218H110V219H113V221L115 222V224H116V229H115V231H124V229H129L130 227H132V226H135V225H132V223H130L131 222V218H130V215H128L127 214V209L129 208V207H131L132 209H131V211L133 212V213H137V211H138V202L134 199L135 198ZM14 198H16V197H14ZM14 198H12V199H10V201L9 202H7V204H6V211L5 212H11L13 209H17V207H16V205L14 204V202H13V199ZM4 200L6 201L7 199L6 198H4ZM55 200V199H54ZM53 203L55 204L54 206L55 207H59V206H57L56 205V203H55V201H53ZM202 205H204V204H201V205H199V216L201 217V214H202V212H200L201 211V207H202ZM195 207H197L196 205H195ZM60 208V207H59ZM94 208V207H93ZM102 209V210H103ZM11 210V211H10ZM12 213H13V211H12ZM55 213V212H54ZM57 213V212H56ZM118 213H121V215H122V217L121 216H119L118 217ZM2 215V214H1ZM110 216V217H109ZM198 216V217H199ZM209 217V216H208ZM208 217H206V218H208ZM105 218V219H106ZM205 218V219H206ZM59 219H60V217H59ZM59 219L57 220V221H59ZM53 223H57L56 222V220H54L53 219ZM105 221V220H104ZM59 224V223H58ZM59 225H62V224H59ZM114 234V232L113 231H110L109 232V234L108 235H111V234ZM112 234V235H113ZM48 238H51V236H48V237H44V236H40V240H43V239H48ZM133 240H134V236H131V237H129V238H127V239H125V244L126 245H129V244H131L132 242H133ZM62 241H64V240H62ZM52 243H57L56 241H55V239L52 237ZM63 243H60V246L62 245ZM73 243H71V245H72ZM77 246H79V248L80 249H78V251L77 250H74L73 251V253H68L67 251H65L64 253H68V255H70L69 257H75V256H82V257H84L87 253H88V249H90L91 251V253L90 254H92L94 251H95V253L96 252H99V253H101L102 254V252L100 251V250H96L95 249V246L93 245V243L91 244V245H89L88 247L87 246H82V245H76L75 247H77ZM184 244L182 245V248H181V251L180 250H178L177 252H176V254L177 253H180V252H182L183 253V250H184ZM81 247H83V251H81ZM155 248V247H154ZM154 248H152V249H154ZM63 249H65V247L63 248ZM151 249V250H152ZM160 249V248H159ZM170 250L169 248H165L164 249V251H162L161 249H160V253H168L169 251H166V250ZM70 250H73V249H70ZM70 250H68V251H70ZM76 252H79L80 254H76Z\"/></svg>","mask_w":264,"mask_h":264},{"label":"built area","instance_id":"obj_5","mask_svg":"<svg viewBox=\"0 0 264 264\" xmlns=\"http://www.w3.org/2000/svg\"><path fill=\"white\" fill-rule=\"evenodd\" d=\"M211 110H212V108H209L208 110H207V112H205V119L207 120V121H209L210 119H211V117H212V115H211ZM76 254H80L79 252H76Z\"/></svg>","mask_w":264,"mask_h":264}]
</instances>
